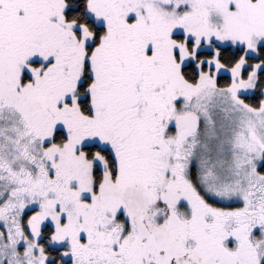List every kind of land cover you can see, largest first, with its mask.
I'll list each match as a JSON object with an SVG mask.
<instances>
[{"label": "snow or ice", "instance_id": "obj_1", "mask_svg": "<svg viewBox=\"0 0 264 264\" xmlns=\"http://www.w3.org/2000/svg\"><path fill=\"white\" fill-rule=\"evenodd\" d=\"M0 264H264V0H0Z\"/></svg>", "mask_w": 264, "mask_h": 264}]
</instances>
